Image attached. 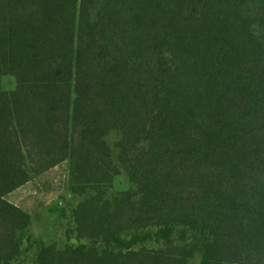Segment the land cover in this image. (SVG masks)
<instances>
[{
  "label": "trees",
  "instance_id": "trees-1",
  "mask_svg": "<svg viewBox=\"0 0 264 264\" xmlns=\"http://www.w3.org/2000/svg\"><path fill=\"white\" fill-rule=\"evenodd\" d=\"M65 162L90 243L34 264H264V0H0V264Z\"/></svg>",
  "mask_w": 264,
  "mask_h": 264
},
{
  "label": "rangeland",
  "instance_id": "rangeland-1",
  "mask_svg": "<svg viewBox=\"0 0 264 264\" xmlns=\"http://www.w3.org/2000/svg\"><path fill=\"white\" fill-rule=\"evenodd\" d=\"M17 86L14 76L2 78L3 90L10 91ZM126 176L116 178L111 191L130 189ZM9 201L20 206L31 216V225L22 234V254L10 264H34L42 245L54 244L58 248L67 245L89 244L78 240L72 210L81 197L71 194L69 189V165L67 162L44 175L34 177L29 183L8 196ZM100 250L106 249L98 244Z\"/></svg>",
  "mask_w": 264,
  "mask_h": 264
}]
</instances>
